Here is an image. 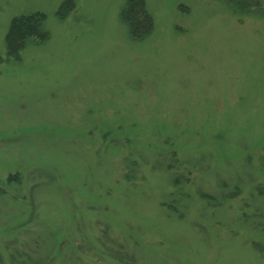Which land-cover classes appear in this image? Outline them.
Masks as SVG:
<instances>
[{"label": "rangeland", "instance_id": "rangeland-1", "mask_svg": "<svg viewBox=\"0 0 264 264\" xmlns=\"http://www.w3.org/2000/svg\"><path fill=\"white\" fill-rule=\"evenodd\" d=\"M64 1L0 0V264H264V0Z\"/></svg>", "mask_w": 264, "mask_h": 264}, {"label": "trees", "instance_id": "trees-1", "mask_svg": "<svg viewBox=\"0 0 264 264\" xmlns=\"http://www.w3.org/2000/svg\"><path fill=\"white\" fill-rule=\"evenodd\" d=\"M240 11H248L249 7L254 6L251 0L236 1L225 0ZM145 0H127L124 8L121 11L122 21L128 27L131 36L142 39L148 35L152 29V17L146 10ZM68 0L64 1L60 7V16L64 17L68 14L69 8ZM45 15L43 13H34L21 17H16L11 22L10 30L7 35V46L10 56L18 57L21 51L27 44V40L35 38L38 40H46L48 33L44 30ZM16 179L9 178L12 182ZM3 190L0 189V193Z\"/></svg>", "mask_w": 264, "mask_h": 264}]
</instances>
